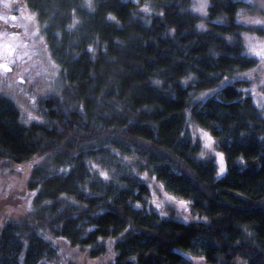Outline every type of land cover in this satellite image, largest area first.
Wrapping results in <instances>:
<instances>
[{
  "label": "trees",
  "instance_id": "obj_1",
  "mask_svg": "<svg viewBox=\"0 0 264 264\" xmlns=\"http://www.w3.org/2000/svg\"><path fill=\"white\" fill-rule=\"evenodd\" d=\"M24 2L61 76L34 77L30 122L0 94V161L26 170L32 201L0 224V264H60L63 242L95 264H264V45L248 39L264 31L241 20L256 6Z\"/></svg>",
  "mask_w": 264,
  "mask_h": 264
},
{
  "label": "rangeland",
  "instance_id": "obj_2",
  "mask_svg": "<svg viewBox=\"0 0 264 264\" xmlns=\"http://www.w3.org/2000/svg\"><path fill=\"white\" fill-rule=\"evenodd\" d=\"M252 6L251 12L245 13L241 20L251 23L253 28H260L264 31V0H247ZM8 7H5V5ZM7 17L12 19L10 26H6L3 21ZM35 14L27 7L24 0H0V56L15 57L30 55L34 59V68L30 69L27 65L19 72L14 69L13 72L6 74L0 70V94L11 98L20 111V115L25 122L39 119L36 102L38 97L32 100V95L28 93L34 77L41 82V75L47 77V85L52 81L58 84L60 81L61 70L51 59L48 47L44 43V37L39 32L35 22ZM261 23H253V21ZM22 27V30H21ZM23 31V32H20ZM11 36V37H10ZM261 36V35H260ZM252 44L264 45V37L248 38ZM27 68L32 75V79L27 73ZM38 70L37 74L35 71ZM258 71V85H264V61L260 63ZM252 75L251 73H249ZM18 78L23 79V82ZM258 87V86H257ZM256 89V87H254ZM209 94L212 91L207 92ZM189 130L193 138L198 139L201 143V155H212L216 163V175L220 177L226 170L223 154L216 150L214 141L209 132L203 128L190 124ZM207 133L211 142L203 134ZM222 157V159H221ZM5 161H0V224L6 220L16 221L24 213H29L32 205L31 194L26 191L25 183L27 172L22 167L7 166ZM221 166L224 168L220 173ZM160 193V192H159ZM161 194V193H160ZM60 249V264H95L83 252L78 249L68 247L62 243Z\"/></svg>",
  "mask_w": 264,
  "mask_h": 264
},
{
  "label": "bare ground",
  "instance_id": "obj_3",
  "mask_svg": "<svg viewBox=\"0 0 264 264\" xmlns=\"http://www.w3.org/2000/svg\"><path fill=\"white\" fill-rule=\"evenodd\" d=\"M135 1V0H134ZM8 18V17H7ZM11 37V36H10ZM19 57V56H18ZM18 57H15V58H18ZM6 59V60H5ZM14 61H13V58L11 57H8V56H5V57H1L0 56V65H7V67L10 69V71H8L7 73H9V72H13V68H12V66H13V63ZM2 68H0V70H1ZM2 73H5L6 74V72L2 69ZM19 80H21L22 82H23V79H21V78H18Z\"/></svg>",
  "mask_w": 264,
  "mask_h": 264
},
{
  "label": "snow or ice",
  "instance_id": "obj_4",
  "mask_svg": "<svg viewBox=\"0 0 264 264\" xmlns=\"http://www.w3.org/2000/svg\"><path fill=\"white\" fill-rule=\"evenodd\" d=\"M5 7H8V5L6 4ZM204 7H206V5L202 4V5L200 6V9H198V10H201V11H202ZM13 19H15V18H13ZM253 23H257V24H259V23H261V22L257 20V21H253ZM256 54H257V55H260V53H256ZM0 68H2L5 72L10 71V69L7 67V65H0ZM203 135H204L205 137H207L208 140L211 142V138L208 136L207 133H204ZM221 159H222V157H221ZM62 171H63V170H62ZM223 171H224V168L221 166V168H220V173L222 174ZM105 178H107L106 175H105ZM182 203H183V202H182Z\"/></svg>",
  "mask_w": 264,
  "mask_h": 264
},
{
  "label": "flooded vegetation",
  "instance_id": "obj_5",
  "mask_svg": "<svg viewBox=\"0 0 264 264\" xmlns=\"http://www.w3.org/2000/svg\"><path fill=\"white\" fill-rule=\"evenodd\" d=\"M6 60V59H5Z\"/></svg>",
  "mask_w": 264,
  "mask_h": 264
}]
</instances>
